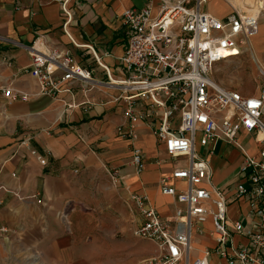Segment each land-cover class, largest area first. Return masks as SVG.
<instances>
[{
  "label": "crops",
  "instance_id": "1",
  "mask_svg": "<svg viewBox=\"0 0 264 264\" xmlns=\"http://www.w3.org/2000/svg\"><path fill=\"white\" fill-rule=\"evenodd\" d=\"M146 4L147 0H70L73 21L69 31L76 42L92 46L120 75L118 58L129 37L123 13ZM62 26V10L56 0H0V226L8 229L0 235V258L20 253L31 255L34 262L42 259L44 264H77L104 256L108 243L105 237L96 236L98 229L134 233L141 216L131 194L142 188L163 215L174 210L175 197L161 193L159 180L175 164L156 137L155 124L144 119L134 126L136 145L145 162L144 171L137 174L130 163L131 144L118 134L119 127H130L124 117L126 104L112 100V89H91V83L73 80L60 85L61 90L71 92L51 96L41 93L29 72L18 71L29 67L32 52L60 48L95 71L94 78L106 81L93 55L73 45ZM252 39L258 46L249 50L255 66L264 68V18ZM8 86L25 93L28 100H9L2 93ZM70 103L75 107L67 109ZM145 108L142 103L137 111ZM238 140L249 154H259L252 135L242 131ZM196 148L210 161L217 186L231 190L241 181L243 155L234 144L218 140L212 155L199 141ZM115 170L126 177V184L111 178ZM248 213L245 200L229 206L233 220L246 223ZM205 227L211 232L210 221ZM209 236H196V255H204L205 247L210 241L213 244ZM233 238L235 243H246L239 234ZM209 264H229V259L214 252Z\"/></svg>",
  "mask_w": 264,
  "mask_h": 264
},
{
  "label": "built area",
  "instance_id": "2",
  "mask_svg": "<svg viewBox=\"0 0 264 264\" xmlns=\"http://www.w3.org/2000/svg\"><path fill=\"white\" fill-rule=\"evenodd\" d=\"M56 1L61 6L64 33L73 45L93 55L106 81L94 78L95 71L60 48L32 52L29 67L18 71L29 72L41 93L51 96L71 92L61 90L60 85L73 80L91 83V89H112V100L126 104L124 117L130 127H119L118 134L131 144L130 163L135 172L141 174L145 169L134 132L135 124L144 119L155 124L154 133L175 164L159 180L161 193L175 197L172 214L158 211L143 188L132 191L131 200L141 216L134 235L156 247L153 255L137 264H209L214 252L229 259V264H264V87L258 94L245 95L213 78L216 65L250 50V41L260 29L264 0L255 6L244 0H147L140 10H125L123 21L129 37L124 54L118 58L120 75L92 46L75 41L69 31L73 21L70 0ZM221 5L227 8L221 14L209 9H220ZM2 93L11 101L28 100L25 93L11 86ZM142 103L147 108L137 111ZM66 107L72 109L75 104ZM242 131L254 137L259 146L257 156L239 142ZM218 140L234 144L243 155L242 179L231 190L213 182L210 161L196 148L199 141L212 155ZM31 154L46 164L36 150ZM111 178L126 184V177L117 170ZM241 200L249 207L246 223L228 214L229 206ZM209 221L211 232L205 227ZM7 231L0 226V235ZM198 234L213 238L204 255H196L193 246ZM236 234L246 243H235Z\"/></svg>",
  "mask_w": 264,
  "mask_h": 264
},
{
  "label": "rangeland",
  "instance_id": "3",
  "mask_svg": "<svg viewBox=\"0 0 264 264\" xmlns=\"http://www.w3.org/2000/svg\"><path fill=\"white\" fill-rule=\"evenodd\" d=\"M260 1L262 0H246V3L255 6ZM226 10V6L221 5L220 9H213V12L221 14ZM262 18H264V13ZM250 45H256L253 39ZM213 78L222 86L238 89L245 95L259 93L264 87V76L258 73L250 51H247L238 59L216 65ZM96 236L100 239L102 237L106 238L108 243L107 254L90 259H82L77 264H136L145 258L144 256L147 257L156 252L154 251L156 249L154 245L146 240L137 238L133 231L131 233L118 232L116 230L114 232H103L98 229ZM0 264H44V261L35 259L34 262V258L31 255L18 253L0 258Z\"/></svg>",
  "mask_w": 264,
  "mask_h": 264
},
{
  "label": "bare ground",
  "instance_id": "4",
  "mask_svg": "<svg viewBox=\"0 0 264 264\" xmlns=\"http://www.w3.org/2000/svg\"><path fill=\"white\" fill-rule=\"evenodd\" d=\"M236 1H238V2H240V3H242V1L243 0H236ZM245 2H246V0H244ZM254 1V0H253ZM253 6V5H252ZM212 12H213V9H212ZM213 13H215V12H213ZM251 42V41H250ZM258 73H261V74H263L264 73V68H263V66L262 65H260V67L258 68ZM258 75V74H257ZM255 94H258V92L257 93H255ZM193 246L194 247H196V244L195 243H193ZM200 251V250H199Z\"/></svg>",
  "mask_w": 264,
  "mask_h": 264
}]
</instances>
